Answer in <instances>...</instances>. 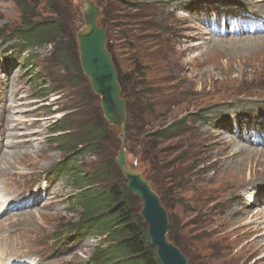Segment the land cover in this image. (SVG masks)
I'll list each match as a JSON object with an SVG mask.
<instances>
[{"label":"rangeland","instance_id":"rangeland-1","mask_svg":"<svg viewBox=\"0 0 264 264\" xmlns=\"http://www.w3.org/2000/svg\"><path fill=\"white\" fill-rule=\"evenodd\" d=\"M90 1L122 76L129 109L123 132L104 117L84 72L74 70L85 27L81 0H0V130L16 122L2 138L10 146L0 153V171H18L0 194L10 192L5 200L17 204L25 197L37 202L25 211L10 207L20 215L7 220L0 214V237L7 227L27 235L7 249L5 264H102L94 254L109 247V230L78 227L85 186L57 166L74 163L82 175L108 168V179L93 187L100 192L127 183L117 163L122 150L162 199L190 264H264V242L256 238L264 229L246 224L264 213V0ZM24 4L35 6L33 24L58 26L61 37L22 49ZM52 88L56 93L43 91ZM12 101L17 107L5 113ZM64 115L102 131L100 148L64 153L50 131ZM170 125L171 135L158 136ZM227 140L234 142L229 150H261L251 175L245 166L236 174L222 168L232 161L220 156Z\"/></svg>","mask_w":264,"mask_h":264},{"label":"trees","instance_id":"trees-1","mask_svg":"<svg viewBox=\"0 0 264 264\" xmlns=\"http://www.w3.org/2000/svg\"><path fill=\"white\" fill-rule=\"evenodd\" d=\"M20 8L23 10L24 16L27 17L24 19V26L17 31L19 37L24 41L21 48L26 50L44 44L47 46L52 44L53 40L61 37L58 26L54 27L53 24L46 22L33 24V21L39 17L35 12V6L24 4L23 6L20 5ZM100 27L105 29L108 34L105 25L102 24ZM54 30L58 33L50 34ZM3 36L4 34L1 33L0 39ZM107 41H109L108 35ZM108 45L109 43L107 42V49L114 61L115 56ZM32 57L30 59L34 61ZM114 64L119 74V82L122 89L121 95L125 98L120 69L115 61ZM74 70L83 74L79 64L74 66ZM43 91L47 92V94L56 93L53 88L51 90L43 89ZM126 108L128 112L127 105ZM168 128H171V125ZM50 131L53 132L52 135L59 134L51 137L59 140L60 149L70 156L75 154L80 156L85 151L92 152L100 148L98 140L102 135V131L100 132L91 124L80 125L79 122L73 120L72 115H64L61 120L50 126ZM170 131L171 129L159 132L158 136L171 135ZM112 167H115L113 162L110 163V168ZM60 168L64 171V174L67 173L69 176L72 175V177L76 175L78 177L77 185L82 184L85 186V190L79 195V202L86 215L84 220L78 223V227L85 228L90 226L95 229L101 224L109 230V236L106 238L105 243L108 242L110 245L107 248H100L96 251L94 254L95 260L102 264H161L156 248L151 244L148 225L141 217V201L130 192L125 181L96 192L93 187L102 178L104 180L108 179V168L99 167L94 172L85 173V175H82V167L79 168L74 163H62ZM151 187L154 191L156 190L152 184ZM134 204L139 205L138 209ZM74 227L76 228V226ZM173 230V224L170 223L168 238L188 258L190 264L191 261L186 252L174 240L172 236Z\"/></svg>","mask_w":264,"mask_h":264},{"label":"water","instance_id":"water-1","mask_svg":"<svg viewBox=\"0 0 264 264\" xmlns=\"http://www.w3.org/2000/svg\"><path fill=\"white\" fill-rule=\"evenodd\" d=\"M85 27L78 33L80 61L91 88L101 98L104 117L118 131L126 129L127 108L121 97L118 71L107 49V31L98 25L100 9L90 0H81ZM117 163L124 173L127 187L142 203L141 217L148 225L151 244L156 248L161 264H189L187 257L168 238L170 219L159 195L138 169L126 161L122 150Z\"/></svg>","mask_w":264,"mask_h":264},{"label":"bare ground","instance_id":"bare-ground-1","mask_svg":"<svg viewBox=\"0 0 264 264\" xmlns=\"http://www.w3.org/2000/svg\"><path fill=\"white\" fill-rule=\"evenodd\" d=\"M260 32H264V31H260ZM4 99H3V101H4ZM6 100H8V98H6ZM16 107H17V104H14L13 101H12L6 108H4L5 113H6V109L10 108V111L13 112ZM1 115L2 114H0V119H1ZM14 123H16V122H14ZM13 124L10 125V123H9L7 127H5V128L2 127L1 130H0V138H1L0 139V153L8 152L7 148L10 145L8 143H2L3 142L2 138H3V136L6 133L16 130V129H14ZM17 137L18 136L16 134H14L12 136L13 139H15ZM233 143L234 142H232V140L231 141H229V140L225 141L224 147L220 150L221 151V155L220 156L225 157L224 159H227V160L232 159L231 163L228 166L224 165V167H222V168L224 170H226L227 172H229V173L236 174L239 171L238 168H241V167L245 166V167H247V169L249 171V175H251L252 174V172H251L252 171V164H253L254 161H257V159H256L257 157H256L255 153H262V152H264V150L262 152H260L261 151L260 149H257V148L253 149L254 147L251 148V147H244V146L243 147H238V148H234L233 147V149L229 150L230 149L229 146H231ZM3 148L6 149V150L5 151H1V149H3ZM262 154H264V153H262ZM9 155H11V154H9ZM241 155H246V157L248 158V163L246 161L247 166H246V163L244 162L246 159L244 160V159L240 158V159L236 160V158L238 156H241ZM17 176H18V171H15V170L14 171H10V170L0 171V185H3V187L6 185L9 188L8 184H10V180H12V178L17 177ZM6 194L9 195L10 192L6 191ZM6 194H0V214L1 213L5 214V215L7 214L6 215L7 217L5 218V220H7L10 217H14V216L20 215L18 213H14V212L13 213H11V212L8 213L7 210L8 209L11 210L10 207H13V206L16 207V204H13V202L10 201V200H5ZM253 197H254V195L253 196L250 195L248 205L253 201V199H255ZM13 201H14V199H13ZM32 203H33V205L37 204V202L34 201V200H32ZM26 208H27L26 205L21 207V209H25V210H26ZM21 209H17V211H25V210H21ZM232 214L234 216H236L238 214V211H233ZM4 221L0 222V225ZM237 224H241V222H237ZM246 224L247 225H252L253 224L254 228H256L255 230H257L258 232L259 231H263V229H264V213L255 214L253 217H251V219L248 220V222ZM14 228L15 227H13V228L7 227L8 230L10 229V231L7 230V232L3 233L2 236L0 237V264H5L7 259L9 258L7 249L8 248H12L13 242L15 244L16 243L17 244H22L23 241H26V239H27V235H23L21 233H17L16 229H14ZM0 229H2V228L0 227ZM256 238H259V240H261V241H259L260 243H258V244H261V242H264V239H262V238H264V233L258 235ZM262 244L264 246V243H262ZM23 262L24 263H26V262L28 263V261H23Z\"/></svg>","mask_w":264,"mask_h":264}]
</instances>
